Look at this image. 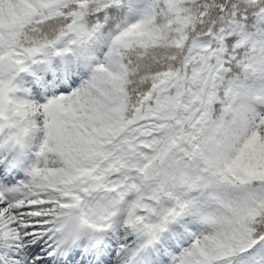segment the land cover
<instances>
[{
  "label": "snow or ice",
  "instance_id": "6c2138e0",
  "mask_svg": "<svg viewBox=\"0 0 264 264\" xmlns=\"http://www.w3.org/2000/svg\"><path fill=\"white\" fill-rule=\"evenodd\" d=\"M0 264H264V0H0Z\"/></svg>",
  "mask_w": 264,
  "mask_h": 264
}]
</instances>
